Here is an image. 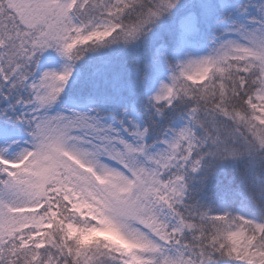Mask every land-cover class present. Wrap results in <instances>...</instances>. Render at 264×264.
Wrapping results in <instances>:
<instances>
[{"label": "snow or ice", "instance_id": "obj_1", "mask_svg": "<svg viewBox=\"0 0 264 264\" xmlns=\"http://www.w3.org/2000/svg\"><path fill=\"white\" fill-rule=\"evenodd\" d=\"M0 264H264V0H0Z\"/></svg>", "mask_w": 264, "mask_h": 264}]
</instances>
